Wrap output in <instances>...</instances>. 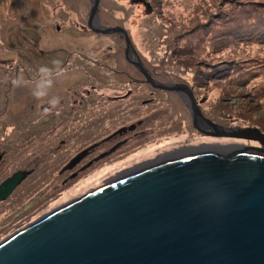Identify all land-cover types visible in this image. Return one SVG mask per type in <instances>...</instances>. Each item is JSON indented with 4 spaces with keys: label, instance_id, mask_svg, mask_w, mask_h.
Segmentation results:
<instances>
[{
    "label": "rangeland",
    "instance_id": "obj_1",
    "mask_svg": "<svg viewBox=\"0 0 264 264\" xmlns=\"http://www.w3.org/2000/svg\"><path fill=\"white\" fill-rule=\"evenodd\" d=\"M93 3L0 0V183L16 171L37 168L0 205V243L116 179L121 170H133L166 151L207 145L261 148L199 129L207 125L202 118L211 124L264 129V0H98L95 22L102 29L126 31L131 42L128 59L123 35L88 29ZM135 61L152 77L164 78V86L190 92L201 117H193L187 92L181 89L157 93L149 83H112L111 70L118 66L130 78L140 77L131 64ZM92 90L93 107L105 105L106 110L120 105H106L107 96L128 90L132 99L139 96L131 110L134 116L125 117L123 124L141 119L135 131L144 137L66 187L42 193V184L53 183L65 155L73 150L43 155L55 145L53 112L65 99L68 109H81ZM153 92L158 96L142 105L154 98ZM101 127L96 137L111 131L103 133ZM34 187L38 195L25 203L21 193Z\"/></svg>",
    "mask_w": 264,
    "mask_h": 264
},
{
    "label": "water",
    "instance_id": "obj_2",
    "mask_svg": "<svg viewBox=\"0 0 264 264\" xmlns=\"http://www.w3.org/2000/svg\"><path fill=\"white\" fill-rule=\"evenodd\" d=\"M97 5L88 29L123 35L127 58L122 29L93 27ZM131 64L154 89L186 91L201 117L185 88ZM202 120L199 130L261 148H198L120 175L6 238L0 264H264V133ZM26 177L3 180L0 202Z\"/></svg>",
    "mask_w": 264,
    "mask_h": 264
},
{
    "label": "flooded vegetation",
    "instance_id": "obj_3",
    "mask_svg": "<svg viewBox=\"0 0 264 264\" xmlns=\"http://www.w3.org/2000/svg\"><path fill=\"white\" fill-rule=\"evenodd\" d=\"M121 68L123 67L118 66L114 71L111 70L110 79H112V83L125 84L126 80L127 83L132 81L140 87L142 84L144 85V83L146 86V80L141 73L140 77L130 78L129 76H127L125 69L123 70ZM147 73L152 81L157 84H162L157 80V78L152 77L149 72ZM152 89L154 91H158L153 87ZM93 94H95L94 91L91 95L86 96L85 104H82L81 109H79V107H76V105H74V108L68 109L66 106L69 105V100L65 99L62 100L60 104H58L57 109L53 112V118L55 120L54 122L57 123L55 126L57 127L55 138L60 139L59 147L56 148L59 151H65L66 148H74L75 146H78L80 142L85 145V147L82 148L79 152H75L76 150L68 151L65 155V160H63V162L66 164L76 158H78L77 165H85L93 163L95 161L99 162L102 160H107L111 158V156L123 153L125 149H131L133 146L132 144H138L144 137V134L141 130L135 131L137 128H141V125L143 123L141 119H135V123L130 124L129 126H125L123 124L125 117H130V115L134 116V112H132L131 110L133 108L135 109L136 100H138L139 96H135V99H132L133 94L130 90L117 96H107L105 103L106 105L109 103H120V105L113 106V104H109L111 105V107L113 106V108H109L108 110H106L105 105H97V108L93 107L95 106L92 104L95 99V97L93 99ZM153 94L154 98L146 100L143 103L141 102V104H149V101H152V99L154 100L158 96L155 92H153L152 95ZM70 98L73 99L75 98V96L72 94ZM89 99L92 100L90 103L88 102ZM126 104H128L129 107L128 105L126 106ZM83 105H88L89 107H83ZM128 111L130 112L128 113ZM83 118H86L89 123H87V120H84ZM44 119H46V117ZM80 123H83V126L79 127L78 125ZM66 124H69V127L66 126ZM101 124V129L105 128L102 129L103 133L106 129H110L111 131L106 133L105 136L98 138L96 137V132L97 128ZM116 124H118L119 126L113 127ZM45 130L47 131V129ZM174 150L175 149L170 151L174 152ZM170 151H166L164 152L165 154H160L156 158L142 162L139 165L149 164L153 161L159 160L160 158H164L167 155L166 153H170ZM129 170H132V168L121 170V172H119L118 174H124ZM78 174L79 172L70 173L66 177V179H73V176L75 175L76 177Z\"/></svg>",
    "mask_w": 264,
    "mask_h": 264
},
{
    "label": "trees",
    "instance_id": "obj_4",
    "mask_svg": "<svg viewBox=\"0 0 264 264\" xmlns=\"http://www.w3.org/2000/svg\"><path fill=\"white\" fill-rule=\"evenodd\" d=\"M129 76V75H128ZM155 78H157V80L159 81V82H164V81H166L164 78H162V77H160V76H158V77H155ZM160 90H158V91H156L157 93H160L159 92ZM130 118V117H129ZM217 118H219V117H217ZM125 122H127L126 121V118H125V120H124V122L123 123H125ZM42 123H44V121L42 120ZM56 124V123H55ZM56 126V125H55ZM256 127H258V126H256ZM57 129V127H55V130ZM258 129L261 131V132H264V129H261V128H259L258 127ZM48 132V131H47ZM103 136H105V135H103ZM103 136H100V137H98V138H101V137H103ZM97 138V139H98ZM59 141H60V139H58V138H55V145L54 146H52L48 151L47 150H45V152H44V156L45 157H49V156H51V155H53V157H55V156H57V155H60L63 151H59L56 147H59ZM81 141V140H80ZM79 141V142H80ZM79 142H77V143H79ZM56 146V147H55ZM54 147V148H53ZM85 147V145L84 144H82L81 142L79 143V145L78 146H75L74 148H71V149H73V150H76L75 152H79L82 148H84ZM53 148V149H52ZM58 150V151H57ZM0 154H1V159H0V167L2 166V163H3V154H2V152H0ZM49 160H50V158H49ZM103 161V160H102ZM101 161H99V162H97V161H95V162H93V163H90V164H85V165H77V163H75V165L70 169V170H63L68 164H70V163H74V160H71L68 164H66V163H64L63 162V166L60 168V170L57 172V175L55 176V180H53V183L52 184H50L49 182H46V183H44V184H42V185H44L45 186V189H42V193H43V191L44 190H46V192L47 191H50V190H52L53 188H55L56 190H57V188H64V187H66L67 185H69L71 182H74L75 180H77L79 177H80V175H82L83 173H85L86 171H88L90 168H93V166H96L97 164H99ZM36 165V164H35ZM36 166H34V167H32V168H27V169H22V170H19V171H24V172H26L27 173V177L25 178V180L20 184V185H22L29 177H31L34 173H35V171H36ZM17 172V171H16ZM73 172H79V174L75 177V175L73 176V179H66V177L70 174V173H73ZM10 177V176H9ZM75 177V178H74ZM8 178V177H7ZM43 178H45V177H43ZM5 180V179H4ZM36 184V183H35ZM19 185V186H20ZM18 186V187H19ZM33 186H36V187H38V184H36V185H34V183H33ZM39 186H40V184H39ZM17 187V188H18ZM16 188V189H17ZM16 189L14 190V192L16 191ZM41 189V188H40ZM37 190H39V189H36L35 187L32 189V190H30V189H28L26 192H22L21 193V196H22V198H23V201L25 202V203H27V202H31L32 200V195L34 196V194L37 192ZM14 192L11 194V196L14 194ZM45 194V193H44ZM35 195H38V194H35ZM10 196V197H11ZM9 197V198H10ZM8 198V199H9ZM20 200V199H19Z\"/></svg>",
    "mask_w": 264,
    "mask_h": 264
},
{
    "label": "bare ground",
    "instance_id": "obj_5",
    "mask_svg": "<svg viewBox=\"0 0 264 264\" xmlns=\"http://www.w3.org/2000/svg\"><path fill=\"white\" fill-rule=\"evenodd\" d=\"M93 24V26H96V24H97V26L98 27H100V25L98 24V22H93L92 23ZM120 29H122V28H120ZM125 33H126V31L124 30V29H122ZM128 37V36H127ZM128 41H129V43H131L130 42V39L128 38ZM64 70V69H63ZM198 148H224V147H217V146H214V145H207V146H199V147H188V148H179V149H177V150H174V152L173 151H170V153H166L167 155H166V157H164V158H160L159 160H156V161H153V162H151V163H154V162H157V161H161V160H163V159H167V158H173V157H175V156H178V155H181V154H184V153H187V152H189V151H192V150H195V149H198ZM165 154V153H164ZM144 165H147V164H142V165H140V166H137V167H135L133 170H129V171H127V172H125L124 174H128V173H130V172H133V171H136V170H138V169H140L142 166H144ZM137 168V169H136ZM136 169V170H135ZM21 172H24V171H21ZM120 175H123V174H118V175H116V176H120ZM116 176H114V177H116ZM14 192V191H13ZM11 196V195H10ZM9 196V197H10ZM8 197V198H9ZM8 198L7 199H5L4 201H2V202H0V205L1 204H3L4 202H6L7 200H8ZM49 215V214H48ZM38 221V220H37Z\"/></svg>",
    "mask_w": 264,
    "mask_h": 264
},
{
    "label": "clouds",
    "instance_id": "obj_6",
    "mask_svg": "<svg viewBox=\"0 0 264 264\" xmlns=\"http://www.w3.org/2000/svg\"><path fill=\"white\" fill-rule=\"evenodd\" d=\"M40 71H45V69H44V68H41V69H40ZM39 94H41V95H42L43 93H39Z\"/></svg>",
    "mask_w": 264,
    "mask_h": 264
}]
</instances>
